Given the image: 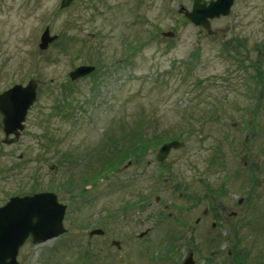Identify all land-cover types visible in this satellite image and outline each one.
Masks as SVG:
<instances>
[{"label":"rangeland","instance_id":"rangeland-1","mask_svg":"<svg viewBox=\"0 0 264 264\" xmlns=\"http://www.w3.org/2000/svg\"><path fill=\"white\" fill-rule=\"evenodd\" d=\"M59 2L0 1V87L31 77L38 90L17 140L0 129V205L48 190L66 206L65 231L27 237L18 264H181L190 251L264 264V0H233L211 33L180 10L192 0ZM79 64L95 69L71 80ZM137 136L147 146L118 159ZM170 140L182 144L157 160Z\"/></svg>","mask_w":264,"mask_h":264},{"label":"water","instance_id":"water-1","mask_svg":"<svg viewBox=\"0 0 264 264\" xmlns=\"http://www.w3.org/2000/svg\"><path fill=\"white\" fill-rule=\"evenodd\" d=\"M72 0H60L59 7L67 6ZM233 0H192L190 10L183 7L184 16L194 25L200 26L207 33H211L210 20L229 13ZM162 36L172 37L170 30L160 32ZM55 35H49L45 27L39 36L38 47L43 49L47 43L54 39ZM94 70V65L79 64L68 72L71 80L85 76ZM36 82L34 79L24 85H14L0 94L1 98L7 99L9 104L0 105L2 110V131L4 141L10 143L18 138L23 129V121L29 105L35 98ZM12 134L13 138L7 139ZM182 144L178 140H170L160 144L156 158L162 161L171 148ZM129 162V161H128ZM157 199V198H156ZM65 204L57 200L52 191H39L31 194L13 195L0 205V264H18L16 255L19 246L30 236L33 243L43 242L47 239L59 236L65 231L63 216ZM102 230L94 228L88 234H100ZM145 231L140 232L142 236ZM119 247V242L112 241ZM181 264H194L192 252H188Z\"/></svg>","mask_w":264,"mask_h":264},{"label":"trees","instance_id":"trees-1","mask_svg":"<svg viewBox=\"0 0 264 264\" xmlns=\"http://www.w3.org/2000/svg\"><path fill=\"white\" fill-rule=\"evenodd\" d=\"M139 137L140 136H137L136 138H134V141L131 143V146H130L131 149H129V150H125V148H123L122 146H117V145L114 146V149H117V150L120 149V150H118L120 152V155H119L118 159L123 158V157H127V156L129 157L131 153H134L133 156L138 155L139 154L138 150L142 151L141 145L142 146L143 145H146L147 146L148 142H145L144 143L143 142L144 140L143 139H140ZM175 137H177V136H175ZM173 138L174 137H169V138H167L165 140H169V139H173ZM160 142H161V140L160 139H157L154 142H152L151 144H157V143H160ZM111 166L112 167H115V164L114 165L112 164ZM251 181L253 183V181H254V177L253 176H251ZM237 254H239V251H237V250L234 251L233 258H235V256Z\"/></svg>","mask_w":264,"mask_h":264},{"label":"flooded vegetation","instance_id":"flooded-vegetation-1","mask_svg":"<svg viewBox=\"0 0 264 264\" xmlns=\"http://www.w3.org/2000/svg\"><path fill=\"white\" fill-rule=\"evenodd\" d=\"M2 1V0H0ZM31 77H28L27 79H19L18 81H13L11 82L10 84H7L5 86H2L0 87V94H2L3 92L7 91L8 89H10L11 87H13L14 85H21V86H24L30 79ZM38 102V90H36L35 88V98L34 100L32 101V103L29 105L27 111H26V114L34 107V105ZM10 102L7 101V99L5 98H1L0 97V105H6V104H9ZM3 128V125H2V110L0 109V129ZM32 192H35V191H32ZM31 192V193H32ZM26 194V193H25ZM23 195V194H21ZM240 201V200H239ZM203 214L205 215L206 214V210L203 211Z\"/></svg>","mask_w":264,"mask_h":264}]
</instances>
